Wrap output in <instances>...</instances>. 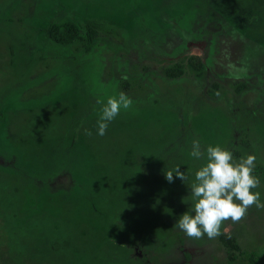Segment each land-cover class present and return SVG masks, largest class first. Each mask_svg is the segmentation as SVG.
<instances>
[{
	"label": "rangeland",
	"instance_id": "obj_1",
	"mask_svg": "<svg viewBox=\"0 0 264 264\" xmlns=\"http://www.w3.org/2000/svg\"><path fill=\"white\" fill-rule=\"evenodd\" d=\"M88 19L104 22L88 52L46 35ZM178 65L184 74L167 77ZM120 92L132 104L98 136L102 103ZM193 140L254 154L264 202V0H0V264H64L74 248L95 264H264V206L221 223L237 251L174 227L204 162ZM177 167L186 184L165 179ZM99 196L91 220L53 231L46 214L65 221L63 209ZM15 206L33 227L16 230Z\"/></svg>",
	"mask_w": 264,
	"mask_h": 264
},
{
	"label": "clouds",
	"instance_id": "obj_2",
	"mask_svg": "<svg viewBox=\"0 0 264 264\" xmlns=\"http://www.w3.org/2000/svg\"><path fill=\"white\" fill-rule=\"evenodd\" d=\"M132 104L131 99L123 92L109 96L102 103L97 119L98 136H103L112 121L122 109ZM86 134H90L85 130ZM189 155L204 162L194 173V179L185 183L184 171L175 168L165 172V179L172 182L175 177L181 179L188 187L189 194L182 198L188 205L187 210L175 221L174 227L183 231L189 237L199 238L206 235L213 238L219 235L220 225L229 218L235 222L247 211L248 207L264 206L260 192L252 191L258 186V179L253 175L254 154H247L239 159L221 145L209 144L201 151L198 140L192 141V151Z\"/></svg>",
	"mask_w": 264,
	"mask_h": 264
},
{
	"label": "trees",
	"instance_id": "obj_3",
	"mask_svg": "<svg viewBox=\"0 0 264 264\" xmlns=\"http://www.w3.org/2000/svg\"><path fill=\"white\" fill-rule=\"evenodd\" d=\"M104 27V22L102 20L98 19H88L83 24L78 25L74 22H64L61 24H54L46 29V35L48 39L54 43L55 45H58L59 47H71L75 50V52H88L90 51L94 44L96 43L97 39L99 38V33ZM251 47L256 48V55H258L259 47L256 44H251ZM245 50V48H244ZM253 56V55H252ZM188 66L189 68L195 73L197 78H203L204 73L206 71V67L199 56L193 55L188 60ZM165 74L169 78H179L184 74V68L181 65H178L176 67L167 68L165 70ZM66 137V136H64ZM76 152H79L78 149H75ZM98 176H94V182L92 184L94 191L98 187V182L96 181L98 179ZM115 195V194H113ZM111 197H113L111 195ZM120 195H117L116 198H120ZM91 198V199H90ZM87 198L85 201V208L78 209L76 207L69 208V209H63V216L65 217V221L62 220V218H57V216L53 214H46L50 216L51 218H55L54 223V230L56 233H61V231L69 233L72 230H76L78 227L76 223H78L79 220H85L87 217L91 220V214L96 210V206L93 208L92 201L96 204L100 202L101 197L93 199L92 197ZM63 201V200H62ZM66 200H64L65 202ZM67 205V202L64 203V206ZM13 215L11 216L13 218V221L16 223V230L22 231L23 229L26 230V228L33 227L35 220L37 218L31 219L28 222H20L17 218V212H18V206L13 207ZM42 217V216H39ZM86 229V228H85ZM87 231V230H85ZM219 241H221L227 248L231 249L232 251H237L239 249L236 241L234 238L228 236V234L222 233L219 235ZM55 244L57 247H66L69 248L68 242L65 240H57L55 241ZM72 245H76L77 242L74 244V242L71 243ZM65 252L67 250H64ZM65 261L64 264H95L96 262L99 263V259H93V256L91 257L86 252H83L82 250L78 251L75 248L71 249L67 252V255L63 258ZM181 264H190V255H185V261Z\"/></svg>",
	"mask_w": 264,
	"mask_h": 264
}]
</instances>
